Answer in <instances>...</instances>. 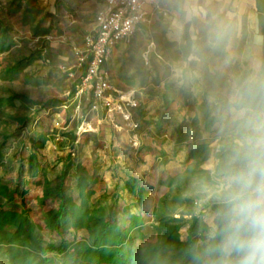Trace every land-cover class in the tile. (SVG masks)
<instances>
[{"label": "rangeland", "instance_id": "1", "mask_svg": "<svg viewBox=\"0 0 264 264\" xmlns=\"http://www.w3.org/2000/svg\"><path fill=\"white\" fill-rule=\"evenodd\" d=\"M101 7V0H0V183L9 188L0 210L25 213L28 234L55 248L92 245L113 212L124 227L139 217L143 225L127 242L142 264H181L196 230V255L216 264L219 254L208 250L221 187L256 155L264 124V106L239 108L248 84L264 87V57H236L233 43L215 42L213 28L193 48L150 30L112 51L111 86L131 93L126 100L136 107L109 111L79 87V53ZM148 41L161 59L145 67ZM81 183L85 228L67 220L59 233L49 230L57 187L79 202Z\"/></svg>", "mask_w": 264, "mask_h": 264}, {"label": "trees", "instance_id": "2", "mask_svg": "<svg viewBox=\"0 0 264 264\" xmlns=\"http://www.w3.org/2000/svg\"><path fill=\"white\" fill-rule=\"evenodd\" d=\"M264 87L250 83L243 91L239 108L260 109L264 106ZM252 98H255L252 103ZM200 151L196 153L198 156ZM80 201L74 202L65 196L64 187H57L60 202L56 210L49 212L47 228L60 232L65 221H70L76 230L85 228L89 218L86 187L78 185ZM9 188L0 183V196H7ZM118 213H111L108 220L93 235L92 245L62 244L58 248L44 245L38 236L31 237L26 229L28 218L25 213L0 210V264H142L144 255L128 248L127 239L144 220L133 217L128 227L120 224ZM214 242V241H213ZM196 230L189 234L187 255L181 264H206L202 255H196ZM57 252L60 259L48 257ZM198 253V251H197ZM203 260V261H201Z\"/></svg>", "mask_w": 264, "mask_h": 264}, {"label": "crops", "instance_id": "3", "mask_svg": "<svg viewBox=\"0 0 264 264\" xmlns=\"http://www.w3.org/2000/svg\"><path fill=\"white\" fill-rule=\"evenodd\" d=\"M101 2L100 11L104 8V3L102 0ZM144 2V10L150 23L139 27L135 34L136 43L146 36L148 31L153 30L160 34L164 41L186 44L193 48L201 34L213 28L216 31L215 42L233 43L235 45L233 53L236 57L250 58V61L264 57L263 0H144ZM148 44L149 41L145 50ZM160 59L161 56L157 54L155 48L151 64L153 61L159 63ZM105 69L110 78L107 66ZM130 94L125 97H129Z\"/></svg>", "mask_w": 264, "mask_h": 264}, {"label": "clouds", "instance_id": "4", "mask_svg": "<svg viewBox=\"0 0 264 264\" xmlns=\"http://www.w3.org/2000/svg\"><path fill=\"white\" fill-rule=\"evenodd\" d=\"M255 141L256 155L235 169L218 198L214 244L216 264H264V124Z\"/></svg>", "mask_w": 264, "mask_h": 264}, {"label": "built area", "instance_id": "5", "mask_svg": "<svg viewBox=\"0 0 264 264\" xmlns=\"http://www.w3.org/2000/svg\"><path fill=\"white\" fill-rule=\"evenodd\" d=\"M104 8L96 17L94 35L85 39V49L80 52V67L83 68L79 87L81 94H89L94 101L109 111L136 107L132 101L124 100L111 86L105 69L112 51L121 43L130 42L142 24H149L144 10V0H102ZM155 44H148L143 53L145 66H150ZM125 116V115H124Z\"/></svg>", "mask_w": 264, "mask_h": 264}, {"label": "bare ground", "instance_id": "6", "mask_svg": "<svg viewBox=\"0 0 264 264\" xmlns=\"http://www.w3.org/2000/svg\"><path fill=\"white\" fill-rule=\"evenodd\" d=\"M130 95H131V94H130ZM130 95H129V96H130ZM128 98H129V97H126L125 100L128 99Z\"/></svg>", "mask_w": 264, "mask_h": 264}]
</instances>
